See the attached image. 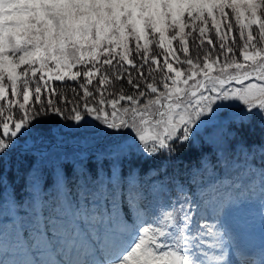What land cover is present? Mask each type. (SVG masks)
<instances>
[{"label": "snow or ice", "instance_id": "obj_1", "mask_svg": "<svg viewBox=\"0 0 264 264\" xmlns=\"http://www.w3.org/2000/svg\"><path fill=\"white\" fill-rule=\"evenodd\" d=\"M10 2L16 13L0 14V264H238L209 221L242 207L234 192L244 183L200 176L223 166L259 183L264 216V137L248 144L239 131L264 132V46L257 50L252 30L258 25L264 41V0ZM186 14L214 28L211 37L192 28L194 55ZM153 43L162 57L149 55ZM66 77L75 84L70 98L51 83ZM114 81L124 82L119 90ZM225 101L240 105L222 118ZM49 114L71 121L73 134H45ZM201 141L215 161L202 154L181 173L176 146ZM13 169H23V201L9 190Z\"/></svg>", "mask_w": 264, "mask_h": 264}, {"label": "rangeland", "instance_id": "obj_2", "mask_svg": "<svg viewBox=\"0 0 264 264\" xmlns=\"http://www.w3.org/2000/svg\"><path fill=\"white\" fill-rule=\"evenodd\" d=\"M226 12L229 13V16H228L229 21L235 20L234 14L231 13L230 9H226ZM261 18L264 19V16L262 15ZM206 19L208 20L207 24H202L200 21H196L195 24H193V22L188 19L187 14H186L185 15V22L188 25V27L185 28L186 38L188 39L190 36L195 37L198 35L197 32L192 31V28L195 27L196 25L205 27L207 29L206 35L208 37L212 36L214 34L213 25L210 22V18L206 17ZM257 29H258V25H253L252 30H253V35L255 37L254 42L257 45V50H259L262 46H264V41H260L259 33H258ZM189 33H191V35H189ZM171 35H172V32H171V30H169L168 36L171 37ZM232 35H233V33H232ZM156 39H158V34L156 35ZM149 40H153L152 34H149ZM192 43L189 44V55H194L193 52L197 51V44L194 42H192ZM141 44L143 45V41H141ZM153 44L157 45L155 43H153ZM153 44H151V45H153ZM177 45H178V41H173V48H175L176 50H177ZM239 47H240L239 42H237V50H236V57H235L236 62H238L237 59H240V56L242 53V47H240V48ZM238 51H240V52H238ZM249 51L251 52L252 50L249 49ZM177 54H178V50H177ZM24 67H27V66H24ZM73 71H76V68H74ZM214 74H216V73L213 72V75ZM37 75L39 76L40 74L38 73ZM9 96H11V92H9ZM224 103L227 104L228 101H225ZM67 122H69V121H67ZM56 123H59L61 128L60 129H52V135H55L56 133H60L62 135L73 134V129L71 127V124H66V120H64L63 117H59V119L57 120ZM41 126H43V125H41ZM44 133H45V131H44ZM234 144H235V142L233 143V145ZM259 155L260 154L257 153L255 159L259 160ZM212 156H214V158H215V154H213ZM164 159H165V157H162L161 161ZM255 159L252 160V163H255L254 164L255 168L259 169V167L261 165ZM161 161L159 162V164H157V166L160 165ZM213 161H215V160H213ZM204 162H205V164L208 163L207 158L205 159ZM188 167L191 168L192 166H188ZM209 167H211V165H209ZM185 170L186 169H184L181 173H184ZM168 171H169V174H171V172L173 170L170 171L168 169ZM228 173L232 174V175H229V177H231V179L233 181L239 179V180H242L244 183V189H242L240 192H234V195H242V197L244 199V203H243L244 206L242 205V207L236 209L233 212V215L231 217H228L226 219L221 217L219 220L209 221V224H215L216 225V227L212 229V231L214 233L217 231H219L221 233H225V235L223 236V239L225 240V242L228 245H229L228 241L230 239L232 240L234 238L236 241H240L242 236L244 235V239H246L248 252L249 253L251 252L257 258V259H255L254 264H261V261L264 260V216L261 215L260 185H259V183H257L254 187H250L248 180L245 179L243 175L237 176L235 170H232L231 168L226 169L223 166H217L215 171L211 174H209L207 171H205L200 176V179L202 180V182L208 183V182H211L213 180H219L218 177L221 175L223 179L222 180L220 179V181L223 182V180L225 178H228L227 177ZM20 174H22V172ZM16 180H18V176L16 177ZM14 187H15V184L11 183L9 186V190H11ZM175 194L177 195V193H175ZM176 195L174 196V198L176 197ZM181 198H182V196H181ZM17 199L21 200L19 197H17ZM0 220H2V218H0ZM214 244H215V239L213 237H209L208 238L209 248H212V246ZM229 248H230V253H231L232 258L235 261H237L238 263H240L239 260L237 259V257H235V255H232L233 248L230 245H229ZM213 250H215V249H213ZM247 264H251V263H247Z\"/></svg>", "mask_w": 264, "mask_h": 264}, {"label": "trees", "instance_id": "obj_3", "mask_svg": "<svg viewBox=\"0 0 264 264\" xmlns=\"http://www.w3.org/2000/svg\"><path fill=\"white\" fill-rule=\"evenodd\" d=\"M230 22H233L232 33H233V36H236L237 35L236 30L238 28V25L234 23V20H230ZM192 42H193V37L190 36L188 38V43L191 44ZM129 47H130V50L134 49V40L133 39H130ZM177 50H178V54H179L180 50L178 47H177ZM195 52H193V54H195ZM238 52H240V51H238ZM132 55L137 56L138 54L133 51ZM149 55L162 57L163 50H160L158 45H154V44L150 45ZM101 59H103V57H101ZM181 59H182V56H181ZM237 61L241 62L240 59H237ZM81 67L82 66H77L76 70H79ZM227 73L235 74L232 69H228ZM82 82H83V77L78 78V81L75 83H82ZM51 83H52V87L54 89H56L57 95H60L62 98L72 97L73 88L75 87V84L73 82H68L67 78L64 82H57L54 80ZM94 83H95V81H94ZM113 83H114V90H119L121 88V85L124 82L123 81H114ZM89 87L91 88L92 86H89ZM77 91H79V89H77ZM0 103H2V102H0ZM227 104H229L231 107H230V109L225 110L221 113L222 118L229 117L230 112L237 111L239 109L240 102H237V103L236 102H228ZM13 115H15V112H13ZM58 119H59V117L56 116L55 114H49V115H45L44 117H42L43 123L41 125L44 126V127L41 126L43 128L42 130L45 131L46 134H49V130H51V134H52V129H60L61 126L59 125V123H56ZM255 123H256V121H254V124ZM66 124H71V121H69V122L66 121ZM231 127L235 128V125H232ZM239 131H240L242 138L248 144H260L262 142V137H264V132H262L258 126H256L255 132L250 131L248 128H242ZM70 135H72V134H70ZM232 143H234V142H232ZM205 153L210 154L212 157V160H215L214 156H212L214 153L212 152L211 148L207 144H204L202 141L200 142V146L198 148L195 147L192 143L177 145L176 146V153H175V156L172 160V164L174 165L176 161H181L182 164L180 165V170L182 172L185 169V165L186 166L197 165L199 163V159H200L201 155L205 154ZM255 158H256V156H255ZM161 159H162V157H159V158L152 160L150 162L145 161L142 163L141 166H142L143 170L146 171L151 166H157V164H159ZM255 160H257V159H255ZM257 161L261 165V161H262L261 155H259V160H257ZM136 163L140 164L141 162L136 161ZM169 170L172 171L173 170L172 167H169ZM21 172H22V174L18 175L16 173L15 169H13L11 172L7 173V176H8L9 181L12 184H15L14 189L16 192V197H19L21 199V201H23L25 199V197L27 196V192L25 190V180H24V176H23V169L21 170ZM228 174H231V173H228ZM17 176H18V180H16ZM175 195L176 194H174V196Z\"/></svg>", "mask_w": 264, "mask_h": 264}, {"label": "bare ground", "instance_id": "obj_4", "mask_svg": "<svg viewBox=\"0 0 264 264\" xmlns=\"http://www.w3.org/2000/svg\"><path fill=\"white\" fill-rule=\"evenodd\" d=\"M223 230V229H222ZM230 238V237H229ZM229 240V239H228ZM229 245L233 248L232 251V255H235V257H238V260L240 263L238 264H247V263H251L254 264L255 263V258L252 255H242L240 253V251H238L235 248L236 243L233 241V239L228 241Z\"/></svg>", "mask_w": 264, "mask_h": 264}, {"label": "clouds", "instance_id": "obj_5", "mask_svg": "<svg viewBox=\"0 0 264 264\" xmlns=\"http://www.w3.org/2000/svg\"><path fill=\"white\" fill-rule=\"evenodd\" d=\"M18 8V4L6 0L4 4H0V14H3L4 19H8L9 14H15Z\"/></svg>", "mask_w": 264, "mask_h": 264}]
</instances>
